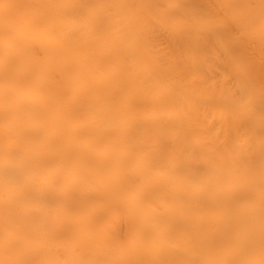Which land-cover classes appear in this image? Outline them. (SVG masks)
<instances>
[{"label": "bare ground", "instance_id": "1", "mask_svg": "<svg viewBox=\"0 0 264 264\" xmlns=\"http://www.w3.org/2000/svg\"><path fill=\"white\" fill-rule=\"evenodd\" d=\"M0 264H264V0H0Z\"/></svg>", "mask_w": 264, "mask_h": 264}]
</instances>
